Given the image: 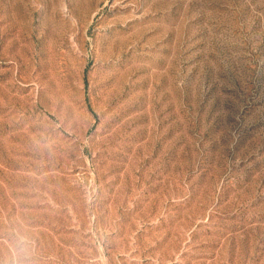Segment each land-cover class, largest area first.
Returning a JSON list of instances; mask_svg holds the SVG:
<instances>
[{"label":"rangeland","instance_id":"374dc122","mask_svg":"<svg viewBox=\"0 0 264 264\" xmlns=\"http://www.w3.org/2000/svg\"><path fill=\"white\" fill-rule=\"evenodd\" d=\"M0 264H264V0H0Z\"/></svg>","mask_w":264,"mask_h":264}]
</instances>
